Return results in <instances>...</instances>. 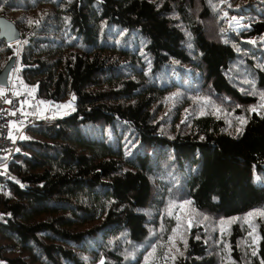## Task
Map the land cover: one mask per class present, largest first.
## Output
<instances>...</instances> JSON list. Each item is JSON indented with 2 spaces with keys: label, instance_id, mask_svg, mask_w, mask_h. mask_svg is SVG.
<instances>
[{
  "label": "trees",
  "instance_id": "1",
  "mask_svg": "<svg viewBox=\"0 0 264 264\" xmlns=\"http://www.w3.org/2000/svg\"><path fill=\"white\" fill-rule=\"evenodd\" d=\"M0 16L28 36L39 96H77L0 169V264L264 262L248 216L264 211V0H0ZM13 55L0 38V73Z\"/></svg>",
  "mask_w": 264,
  "mask_h": 264
},
{
  "label": "built area",
  "instance_id": "2",
  "mask_svg": "<svg viewBox=\"0 0 264 264\" xmlns=\"http://www.w3.org/2000/svg\"><path fill=\"white\" fill-rule=\"evenodd\" d=\"M28 36L11 42L16 61L8 76V84L0 85V166L19 151L20 141L30 127L42 126L77 108L71 95L59 103L43 100L35 83L22 75V55Z\"/></svg>",
  "mask_w": 264,
  "mask_h": 264
},
{
  "label": "water",
  "instance_id": "3",
  "mask_svg": "<svg viewBox=\"0 0 264 264\" xmlns=\"http://www.w3.org/2000/svg\"><path fill=\"white\" fill-rule=\"evenodd\" d=\"M21 35V31L16 26L13 20H10L5 16H0V38H4L7 42L11 43L20 39ZM15 61L16 56L13 55L0 73V85L8 84V76L10 70L15 64ZM72 96L74 97V101L76 102L77 96L75 94H73Z\"/></svg>",
  "mask_w": 264,
  "mask_h": 264
},
{
  "label": "snow or ice",
  "instance_id": "4",
  "mask_svg": "<svg viewBox=\"0 0 264 264\" xmlns=\"http://www.w3.org/2000/svg\"><path fill=\"white\" fill-rule=\"evenodd\" d=\"M261 99L262 100H264V94H261ZM261 107H264V105H261ZM257 109L256 108H253V109H251V111H256ZM246 121L245 120H243V118H241V123H245ZM186 204H190L191 202L190 201H187V202H185ZM182 209H183V207H184V205H181L180 206ZM169 214H171V212L169 213ZM254 215H261V216H264V211H260V212H257V213H249L248 214V216L249 217H252V216H254ZM177 219H179V217H177ZM235 219V218H234ZM191 222L189 221V224H190ZM256 253L255 252H253V255H255ZM262 264H264V262H262Z\"/></svg>",
  "mask_w": 264,
  "mask_h": 264
},
{
  "label": "rangeland",
  "instance_id": "5",
  "mask_svg": "<svg viewBox=\"0 0 264 264\" xmlns=\"http://www.w3.org/2000/svg\"><path fill=\"white\" fill-rule=\"evenodd\" d=\"M70 113H72V112H70ZM5 167H6V164H3V165L0 166V169L3 170V169H5Z\"/></svg>",
  "mask_w": 264,
  "mask_h": 264
}]
</instances>
